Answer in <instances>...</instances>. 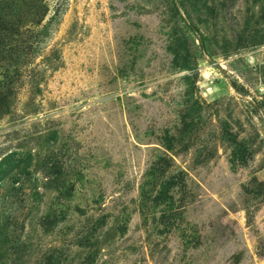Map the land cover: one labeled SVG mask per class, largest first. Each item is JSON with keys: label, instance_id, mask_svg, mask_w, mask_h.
Wrapping results in <instances>:
<instances>
[{"label": "rangeland", "instance_id": "374dc122", "mask_svg": "<svg viewBox=\"0 0 264 264\" xmlns=\"http://www.w3.org/2000/svg\"><path fill=\"white\" fill-rule=\"evenodd\" d=\"M0 264H264V0H0Z\"/></svg>", "mask_w": 264, "mask_h": 264}, {"label": "trees", "instance_id": "16d2710c", "mask_svg": "<svg viewBox=\"0 0 264 264\" xmlns=\"http://www.w3.org/2000/svg\"><path fill=\"white\" fill-rule=\"evenodd\" d=\"M195 1H198V0H195ZM195 3H196V2H195ZM52 63H53V62H52ZM50 65H52V67H54V66H55L54 64H51V63H50Z\"/></svg>", "mask_w": 264, "mask_h": 264}]
</instances>
